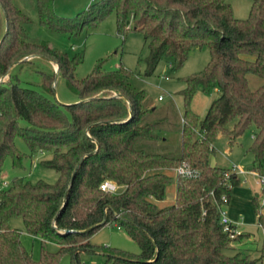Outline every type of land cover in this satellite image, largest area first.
I'll use <instances>...</instances> for the list:
<instances>
[{"label": "trees", "instance_id": "obj_1", "mask_svg": "<svg viewBox=\"0 0 264 264\" xmlns=\"http://www.w3.org/2000/svg\"><path fill=\"white\" fill-rule=\"evenodd\" d=\"M36 6L44 26L71 34L114 9L121 32L132 23L148 40V74L163 55L177 69L204 45L211 60L186 78L181 143L174 149L164 135L170 115L163 111L158 117L161 110L143 104L145 92L131 86L126 66L106 70L101 60L78 77L75 68L82 54L71 57L35 39L27 10L16 0H0V179L6 155L13 156L14 166H22L25 154L15 146L17 134L32 151L51 152L42 163L59 173L54 183L25 177L5 186L0 181V264H60L64 253H70L72 264H81V252L100 250L113 264H264L240 251L228 253L238 248L235 242L251 237L243 231L231 238L221 222L222 196L230 203L241 177L227 178L233 167L211 163L220 136L233 144L254 124L252 170L264 175V0H252L245 19L234 16L229 0H100L73 17L58 15L54 0H36ZM36 57L58 67V74L78 91L77 102L53 97L55 75L46 72L42 90L21 84L13 67ZM250 74L263 81L252 87ZM199 86L219 91L204 117L189 106ZM184 162L200 173L176 177L175 201L160 204L175 180L168 170ZM107 179L123 188L102 189ZM261 197L252 199L258 221H264ZM16 217L41 237L39 259L22 242V230L12 225ZM108 223L124 228L141 252L93 244L91 236ZM49 242L58 249L49 250Z\"/></svg>", "mask_w": 264, "mask_h": 264}, {"label": "rangeland", "instance_id": "obj_2", "mask_svg": "<svg viewBox=\"0 0 264 264\" xmlns=\"http://www.w3.org/2000/svg\"><path fill=\"white\" fill-rule=\"evenodd\" d=\"M16 1L27 10L31 17L29 31L35 39L48 41L55 48L68 52L71 57L82 54V60L75 68V74L78 77L86 76L101 60L106 70L117 69L121 64L126 66L131 71L128 79L131 86L145 92L143 104L148 107L155 106L161 110L158 117L163 115V111L170 115L172 123L168 122L164 127L167 143L174 149L180 146L181 120L186 108L183 89L186 87V78L203 70L211 60V51L207 45L193 49L185 63L177 69L173 68L171 57L163 55L154 71L148 74L146 63L149 55L148 40L142 32L134 29L132 23L127 26V32H121L114 9L105 11L96 20L87 21L82 29H77L71 34L68 31L44 26L38 17L36 0ZM98 1L100 0H54V10L60 16L73 17ZM229 2L236 18L245 19L249 16L252 0H229ZM68 26L71 25L68 24L65 27ZM57 71L56 65L42 57L19 63L12 69V73L20 78L22 85L39 90L44 88L42 72L55 75L53 90L50 94L62 103L77 102L78 91L63 73L58 74ZM249 81L252 87H256L263 78L250 74ZM218 95L219 91L216 87L205 91L203 86H199L189 106L204 117L212 100ZM21 123L25 124V121L22 120ZM232 123L229 126H232ZM255 128V125L251 124L233 144H230L225 136H220L214 143L216 149L211 155V163L227 168L236 166L243 168L246 172L240 174L241 183L234 188L233 195L236 196L237 220L243 221L241 228L246 233L252 234L253 238L243 237L234 243L238 248L230 249L228 253L234 254L240 251L242 256L248 255L251 261L262 258L264 262L262 257L264 231L257 224L258 215L252 203L253 195L257 194L260 197L264 195V186L258 181L259 176L252 170L254 155L249 149L253 142ZM14 141L15 146L25 154L22 166H14L13 156L6 155L2 163L3 172L0 179L2 184H10L15 177H25L32 182L40 179L51 183L57 181L58 171L42 163L43 159L51 156V152L32 151L26 139L18 134ZM168 172L175 177V180L168 186L166 198L160 204L172 203L176 198V174L173 169ZM225 208L229 212L230 203ZM11 223L22 230V242L33 257L39 259L42 248L41 237L29 233L21 217L12 219ZM91 242L100 247L117 248L131 254L141 252L139 243L117 224L108 223L98 229L91 236ZM47 248L52 251L58 249L52 242L47 244ZM80 260L81 264H113L107 261V256L101 250L83 251L80 254ZM257 263L260 264L258 260ZM60 264H72L70 253H64L61 256Z\"/></svg>", "mask_w": 264, "mask_h": 264}, {"label": "built area", "instance_id": "obj_3", "mask_svg": "<svg viewBox=\"0 0 264 264\" xmlns=\"http://www.w3.org/2000/svg\"><path fill=\"white\" fill-rule=\"evenodd\" d=\"M176 177H182V178H188V177H194L198 176L200 173L198 169H195L189 165V163L184 162L182 165L176 167L173 169ZM246 173L243 168H239L236 166H233L232 171H227L225 173V177H229L231 174H244ZM258 176L259 179L258 181L264 186V175H260L257 172H255ZM7 184H3L5 186ZM101 188L104 190H108L111 192H118L120 191L123 187L119 185L117 182L107 179L101 184ZM222 199L224 201V204L220 207V214H221V222L224 225V230L229 234L231 238H236L239 236L243 230L240 228V222H235L232 220V218L229 215L228 210L225 208L228 202V197L226 195L222 196ZM260 213L264 214V195L261 197V211ZM257 224L263 229L264 231V221H257ZM85 264V263H83ZM94 264V263H93Z\"/></svg>", "mask_w": 264, "mask_h": 264}, {"label": "crops", "instance_id": "obj_4", "mask_svg": "<svg viewBox=\"0 0 264 264\" xmlns=\"http://www.w3.org/2000/svg\"><path fill=\"white\" fill-rule=\"evenodd\" d=\"M240 176V175H239ZM255 195H253V197H254ZM253 199V198H252ZM236 196H232V198H231V200H230V210H229V215H230V217L232 218V220L233 221H235V222H237L238 220H237V218H238V213H237V211H236ZM239 222H240V228L242 227L241 225H242V223H243V221H240L239 220ZM242 229V228H241ZM243 230V229H242ZM244 231V230H243ZM245 232V231H244ZM250 238H253V235L251 234V237Z\"/></svg>", "mask_w": 264, "mask_h": 264}, {"label": "water", "instance_id": "obj_5", "mask_svg": "<svg viewBox=\"0 0 264 264\" xmlns=\"http://www.w3.org/2000/svg\"><path fill=\"white\" fill-rule=\"evenodd\" d=\"M57 73H58V71H57ZM80 163H81V162H80ZM79 167H80V164L78 165V167H77V169H76V171H75V173H74V176H73V179H72L71 185H72V183L74 182V179H75V176H76V174H77V172H78V170H79ZM105 222H106V220H104L102 224H104Z\"/></svg>", "mask_w": 264, "mask_h": 264}]
</instances>
